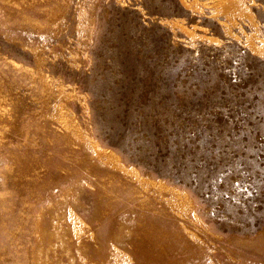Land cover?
Listing matches in <instances>:
<instances>
[{
	"label": "rangeland",
	"instance_id": "374dc122",
	"mask_svg": "<svg viewBox=\"0 0 264 264\" xmlns=\"http://www.w3.org/2000/svg\"><path fill=\"white\" fill-rule=\"evenodd\" d=\"M0 264H264V0H0Z\"/></svg>",
	"mask_w": 264,
	"mask_h": 264
},
{
	"label": "bare ground",
	"instance_id": "6f19581e",
	"mask_svg": "<svg viewBox=\"0 0 264 264\" xmlns=\"http://www.w3.org/2000/svg\"><path fill=\"white\" fill-rule=\"evenodd\" d=\"M106 156H107V158H109V157H110L108 153H106Z\"/></svg>",
	"mask_w": 264,
	"mask_h": 264
}]
</instances>
